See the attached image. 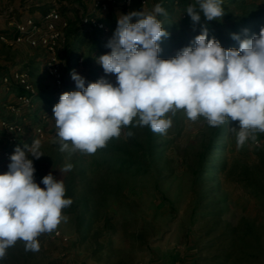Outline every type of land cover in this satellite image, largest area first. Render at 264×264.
Wrapping results in <instances>:
<instances>
[{
  "label": "rangeland",
  "instance_id": "374dc122",
  "mask_svg": "<svg viewBox=\"0 0 264 264\" xmlns=\"http://www.w3.org/2000/svg\"><path fill=\"white\" fill-rule=\"evenodd\" d=\"M47 1L56 2L58 8L68 5L63 0ZM96 2L76 0L78 13L64 16L70 27L65 30L67 44L58 53L65 74L63 89L45 71L48 54L44 49L0 43V119L16 118L10 105L17 93L14 87H4L3 74L28 71L37 99L35 107L20 116L29 122L21 134L20 143H26L21 149L27 151L39 141L43 156L34 159L28 152L35 181L43 188L42 178L51 173L63 181L65 198L73 201L62 211L67 220L38 237L39 250L32 264H264V133L256 132L255 139L250 137L238 146L237 122L212 127L203 117L192 121L184 110H178L175 115L166 114L172 126L165 134L134 120L94 154L61 151L53 107L62 93L78 90L71 72L85 79V87L100 78L115 85V75L105 74L98 58L111 52L105 44L117 28L118 16L133 11L153 13L155 5L162 6L161 0H148L146 6L136 0L131 7L116 4L95 11ZM183 2L187 8L194 6L201 19L194 23L180 4L161 19L157 15L169 33L160 43L164 59L179 51L170 41L173 36H185L184 43L191 45L206 28L209 39L215 37L225 49H238L232 34L250 38L264 27V0H222L224 15L212 21L203 17L201 1ZM23 4V0H0V34L12 36L17 23L29 16L41 17L30 12V2ZM185 12L187 18H183ZM82 15H95L110 30L86 29L92 34L90 43L76 46L69 58L68 49L76 42L73 31L81 25ZM175 23L181 25L179 30L172 28ZM81 55L85 57L82 66L76 63ZM44 113L47 118L40 119ZM39 126L41 135L35 132ZM1 142L5 143L4 136ZM123 159L135 166H121ZM10 163L0 159V174L8 171ZM69 164L71 170L65 171ZM25 246L18 240L12 248Z\"/></svg>",
  "mask_w": 264,
  "mask_h": 264
},
{
  "label": "clouds",
  "instance_id": "9594fccd",
  "mask_svg": "<svg viewBox=\"0 0 264 264\" xmlns=\"http://www.w3.org/2000/svg\"><path fill=\"white\" fill-rule=\"evenodd\" d=\"M221 4L222 0H201L203 17L208 21L222 17ZM186 12L194 23L200 21L194 6ZM160 14L166 12L157 4L153 13L118 16L106 45L111 52L98 58L105 74L115 75V85L100 78L85 87V79L71 72L78 90L62 93L53 107L61 151L94 154L134 120L165 134L172 126L166 114L178 110L192 121L203 117L212 127L237 122L239 131H233L238 146L255 139L254 133H264V27L250 38L232 34L238 49L223 48L203 28L190 46L162 59L160 43L169 33L157 19ZM39 149V141L27 151L17 147L8 171L0 174V259L18 240L38 251V237L67 220L62 211L73 201L65 198L63 181L49 173L40 182L42 188L34 179L36 170L28 152L39 159L43 156ZM71 168L69 164L65 171Z\"/></svg>",
  "mask_w": 264,
  "mask_h": 264
},
{
  "label": "built area",
  "instance_id": "2783aa9c",
  "mask_svg": "<svg viewBox=\"0 0 264 264\" xmlns=\"http://www.w3.org/2000/svg\"><path fill=\"white\" fill-rule=\"evenodd\" d=\"M140 5L146 6L148 0H137ZM201 1V0H197ZM136 3V0H97L95 3V11H106L111 5H122L131 7ZM55 8L44 16L36 19L32 16L26 18L22 23L16 24V29L12 36L10 34H0V43L15 46L26 44L33 49H44L47 54L45 63V71L52 80V83L58 88L65 87V74L59 63V50L67 44V37L65 30L70 27V24L65 20L64 16L59 12L56 2ZM183 18H187L186 12ZM134 21V18L132 19ZM81 26L92 31H103L108 33L109 27L95 15H82ZM76 63L82 66L85 63L84 56H78ZM2 84L8 90L11 87H19L22 90L21 94L16 95V101L11 103L10 109L15 114L14 120L5 118L0 119V159L10 160L11 155L14 154L15 149L20 144V138L24 126L28 125L27 119L20 117L25 110H31L35 107L37 92L32 82L30 73L28 71L12 70L9 73L3 74L1 78ZM20 117V118H19ZM46 119L47 114L44 113L40 119ZM37 135L42 134V127L35 129ZM5 137V143L1 140ZM136 264H151L147 261H141Z\"/></svg>",
  "mask_w": 264,
  "mask_h": 264
},
{
  "label": "trees",
  "instance_id": "16d2710c",
  "mask_svg": "<svg viewBox=\"0 0 264 264\" xmlns=\"http://www.w3.org/2000/svg\"><path fill=\"white\" fill-rule=\"evenodd\" d=\"M25 5L26 3L30 2V12L32 13H38L40 14V16L44 17L46 15H48L52 9L55 8L54 3H52L51 1H47V0H43L42 2H38V3H34L35 0H23ZM63 2H68V5H61L58 10L59 12L65 16L69 13L72 12H77L78 13V8L74 7V4L76 3V0H63ZM161 4L162 7L165 9V12L168 9H172L174 8V6L177 4H180V8L181 9H186L187 8V3L183 2V0H161ZM163 14H160L159 19L162 18ZM248 24H245V26H247ZM173 29H180L181 25H179L178 23L173 24L172 26ZM87 28L81 26V25H77L73 31V35H74V40L75 45L72 47H69L68 52L70 53L69 58L72 57V55L74 54V52L77 50L78 47L76 46H80V47H84L87 46L92 38V34L86 30ZM184 34V33H183ZM185 40V36H180V37H175L173 36L170 41L175 42L176 46L178 47L179 51L181 49H183L186 46H190L189 44H185L184 43ZM107 45V43L105 44V46ZM107 47V46H106ZM92 48V52H96V49L94 47V45L91 47ZM109 48V47H107ZM178 51V52H179ZM178 52L176 53H171V57L173 58ZM160 58L164 59V56L160 54ZM15 89L16 93L21 94L22 90L19 87H14L13 90ZM23 145H26V143H20L18 145V147L22 148ZM120 165L123 167H133L135 166V164H133V162H131L128 159H123L120 162ZM81 224H84V221L80 222ZM36 251H32L30 249H27L26 246L24 248L21 249H13L12 246L9 247L6 250V255L3 259H0V264H21L22 262H24V264H32V261H34L35 259V254Z\"/></svg>",
  "mask_w": 264,
  "mask_h": 264
}]
</instances>
